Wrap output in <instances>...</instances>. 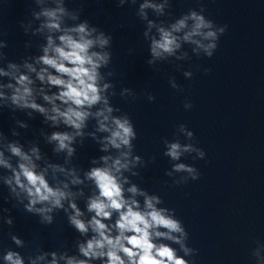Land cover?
Wrapping results in <instances>:
<instances>
[{
    "label": "clouds",
    "instance_id": "9594fccd",
    "mask_svg": "<svg viewBox=\"0 0 264 264\" xmlns=\"http://www.w3.org/2000/svg\"><path fill=\"white\" fill-rule=\"evenodd\" d=\"M123 3L124 0H120V5ZM168 7L169 0H144L139 5V15L147 20L145 9L151 8L159 16H163ZM64 14L62 7L46 9L41 13L47 18L43 27H46L49 33H61L57 37L59 43H56L52 35L48 36L44 54L36 60V63L41 65L39 71L32 64H25L28 72L35 73L36 79L40 81L39 94L51 106L50 109L36 103L33 88L35 81L28 73L20 72L14 64L9 65L11 71L0 68V75H10L15 80V84L0 85V88L12 89L10 97H5L4 93L0 92V98L10 99L18 108H30L43 114L53 125L63 123L75 129L77 136L83 135L81 130L86 127V121L94 116L98 120V130L110 133L104 137L103 150L107 151L111 146L127 151L121 150L115 158L101 157L103 165L93 167L86 173V178L92 181L95 188L86 201V211L89 214L86 219L84 211L75 202L74 193L69 190V184L50 185L46 178L47 169L38 171V165L21 146L14 143L8 145L11 154L19 158L16 167L0 152V166L12 172L11 176L4 179V183L17 199L23 197L27 200L24 209L28 213L38 214L42 222L49 224L53 220L49 214L54 210L68 213L71 209V214L68 215L69 225L83 237L76 242L75 254H69L67 250L39 251L35 256H28V264H190L186 259L190 249L184 243L188 232L182 221L175 217L174 210L170 213L169 209L158 207L162 203L159 196L149 195L136 184H130L129 178L123 176V171H130V166H134L140 157H132V141L137 137L134 124L129 117L111 116L113 108L105 95L111 85L101 83L99 69L110 62L111 54L92 50L97 46H107L109 38L103 33L93 37L92 33L96 29H90L86 21L75 27L62 28L61 17ZM188 21H192L191 28L183 32L182 36L179 35L183 29L188 28ZM147 26L151 30L156 25L154 21L148 20ZM212 29L213 21L196 11L183 15L170 27L166 28L161 24L157 27L158 37L151 39L150 53L153 59L148 60L147 64L151 66L155 59L173 56L180 49L181 40L197 45L211 58L227 25L217 30ZM144 35L147 37L148 32ZM202 40L210 42L205 44ZM208 71L210 69H205V72ZM125 91L131 89L126 88ZM153 99L154 97L149 96V100ZM99 104L103 107L93 112L94 106ZM185 107L190 108L192 105L187 104ZM193 134L188 133L189 136ZM73 140L74 135L69 132H53L49 137L50 142H57L56 151L67 149L69 155L75 151L70 146ZM190 150L191 146H184L182 149L179 143H171L166 154L176 160L179 159L181 151ZM31 152L37 160L40 159L38 148L31 149ZM199 154L201 157L205 155L203 151ZM49 167L53 172L65 171L58 165ZM175 170L194 172L193 168L185 164L175 165ZM69 175L74 176V172ZM132 175L137 173L133 172ZM192 178L195 180L199 177L193 175ZM80 183L82 180L79 178L71 180L73 185ZM126 185L129 186L126 188ZM137 196H143V203ZM4 211L7 212L8 209ZM5 223L12 225V218H5ZM11 240L18 247H24L25 242L17 235L11 234ZM256 244L257 248L251 252V256L255 264H264V256L260 254L264 244L259 241H256ZM173 245L180 247L178 249ZM180 252L184 255H180ZM3 260L5 264H25V257L13 250L6 251Z\"/></svg>",
    "mask_w": 264,
    "mask_h": 264
}]
</instances>
